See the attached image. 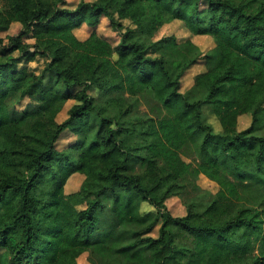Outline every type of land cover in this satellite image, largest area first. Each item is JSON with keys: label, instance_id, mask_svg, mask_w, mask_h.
Listing matches in <instances>:
<instances>
[{"label": "trees", "instance_id": "obj_1", "mask_svg": "<svg viewBox=\"0 0 264 264\" xmlns=\"http://www.w3.org/2000/svg\"><path fill=\"white\" fill-rule=\"evenodd\" d=\"M0 2V33L23 26L0 35V264H78L83 254L91 264H264V0ZM103 16L117 45L96 30L76 36ZM174 20L215 46L154 39ZM39 56L40 73L18 68ZM203 58L206 69L182 92L183 73ZM94 88L118 94L98 102ZM146 89L173 115L123 124L133 104L120 93ZM11 91L40 107L12 119ZM204 104L221 132L204 121ZM245 114L253 121L240 129ZM67 130L78 140L60 150ZM75 173L84 179L67 194ZM201 175L218 190L172 214L167 200L200 189Z\"/></svg>", "mask_w": 264, "mask_h": 264}, {"label": "rangeland", "instance_id": "obj_2", "mask_svg": "<svg viewBox=\"0 0 264 264\" xmlns=\"http://www.w3.org/2000/svg\"><path fill=\"white\" fill-rule=\"evenodd\" d=\"M80 0H67V7L74 8ZM86 1H94V0H86ZM203 5H206L203 2ZM1 9V2H0ZM124 23L128 25L130 23L129 20H124ZM23 26L20 22H14L9 30L2 31L0 33L1 36L6 37L8 35L17 34L22 30ZM94 30L98 32V34L112 42V44L117 45L120 42V35L111 25L109 18L103 16L100 19V23L96 26H90L86 23L82 24L79 28L74 30L76 36L80 39L87 38ZM165 36H175L178 41H186L187 39H191L201 50L204 52L212 49L215 46V42L210 35H195L193 34L185 24L180 20H174L170 23L163 25L160 30L156 33L154 39H160ZM28 42H34L33 38L30 36L26 37ZM46 58L37 57L36 60L30 61L28 63L23 62L20 63L18 68L27 67L31 71H35L40 73L44 66L46 65ZM206 69L205 59H201L197 63L191 65L181 77V91L187 92L190 90L194 83V77L196 74L204 71ZM46 87L50 88L56 82V77L54 73L48 72L46 73ZM7 89L6 85H0V94L5 92ZM90 94L95 97L98 102L106 100L108 97L116 96L117 92H110L107 90H103L100 88H94L90 90ZM121 96L125 97L128 102L133 104L132 111L122 118L123 124H129L137 118H163L172 116V110L159 102L158 98L155 96L152 90L146 89L143 92H140L136 95H132L128 92H121ZM73 100H69L64 106L63 110L59 113L57 120L63 121L68 116V109L73 104ZM6 106L10 112L12 119H16L23 114L31 111L37 110L41 102L37 100L35 97H26L24 99H20L18 92H9L6 100ZM203 119L204 121L212 127L214 132H221L222 128L220 122L216 115L214 114L212 107L208 104L203 105ZM253 121V116L251 114L242 115L239 118V128H245L250 125ZM257 135H264V126L262 129L256 132ZM78 140V136L70 130H67L63 133L62 137L58 142V149L64 150L70 145H73ZM84 176L80 173L73 174L67 181L65 192L67 194L76 191L82 181ZM196 184L200 189L194 190L189 187L188 192L185 195L174 194L167 200V205L172 214L176 216L186 215L187 213V204L189 201L197 200L203 205L206 204L208 195L205 194L207 191L216 192L218 190V185L214 181L208 179L206 176L201 175L198 180H196ZM206 196V197H205ZM202 205V206H203ZM146 205L144 204L142 209L145 210ZM1 211V207H0ZM156 234V230L153 232ZM2 249H0V252ZM78 264H91L88 260L87 254H83L78 259Z\"/></svg>", "mask_w": 264, "mask_h": 264}]
</instances>
